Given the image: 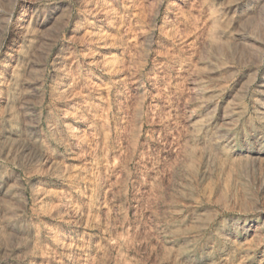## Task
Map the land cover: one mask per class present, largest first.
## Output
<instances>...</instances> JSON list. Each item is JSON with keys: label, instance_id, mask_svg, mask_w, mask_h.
I'll list each match as a JSON object with an SVG mask.
<instances>
[{"label": "rangeland", "instance_id": "1", "mask_svg": "<svg viewBox=\"0 0 264 264\" xmlns=\"http://www.w3.org/2000/svg\"><path fill=\"white\" fill-rule=\"evenodd\" d=\"M263 9L0 0V264H264Z\"/></svg>", "mask_w": 264, "mask_h": 264}, {"label": "bare ground", "instance_id": "2", "mask_svg": "<svg viewBox=\"0 0 264 264\" xmlns=\"http://www.w3.org/2000/svg\"><path fill=\"white\" fill-rule=\"evenodd\" d=\"M257 7V6H256ZM264 10V9H263ZM264 90V89H263ZM227 120V119H226Z\"/></svg>", "mask_w": 264, "mask_h": 264}]
</instances>
